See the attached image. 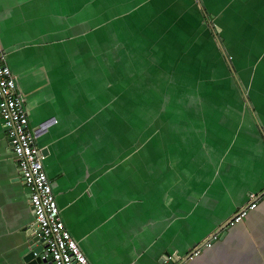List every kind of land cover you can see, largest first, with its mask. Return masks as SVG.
<instances>
[{
    "label": "crops",
    "instance_id": "0c3cea01",
    "mask_svg": "<svg viewBox=\"0 0 264 264\" xmlns=\"http://www.w3.org/2000/svg\"><path fill=\"white\" fill-rule=\"evenodd\" d=\"M74 1L0 0V42L88 259L162 264L169 252L181 264L211 239L182 264H264V0ZM103 28L133 53L111 42L86 65L79 39ZM237 85L232 103L224 92ZM20 175L0 115V264L29 251Z\"/></svg>",
    "mask_w": 264,
    "mask_h": 264
},
{
    "label": "built area",
    "instance_id": "2783aa9c",
    "mask_svg": "<svg viewBox=\"0 0 264 264\" xmlns=\"http://www.w3.org/2000/svg\"><path fill=\"white\" fill-rule=\"evenodd\" d=\"M0 115L10 146L16 156L20 177L30 191V204L35 216L34 228L43 245L40 264H93L71 231L66 226L53 186L45 167V154L37 144L35 129L31 126L24 105L23 93L17 85L4 48L0 42ZM258 206V197L253 195L228 220L226 225L235 226ZM214 235L212 238H216ZM211 239L196 247L186 259H193L203 246H210ZM35 255H39L35 252ZM177 254L164 255L162 264H174Z\"/></svg>",
    "mask_w": 264,
    "mask_h": 264
},
{
    "label": "rangeland",
    "instance_id": "374dc122",
    "mask_svg": "<svg viewBox=\"0 0 264 264\" xmlns=\"http://www.w3.org/2000/svg\"><path fill=\"white\" fill-rule=\"evenodd\" d=\"M104 31H105V28H103L101 30V32L99 31L98 34L93 33V34H91L89 36L84 35V39L83 38H80L79 39V42L81 44H83L84 47L86 45V44H84L85 41H88V43H89L88 44V49H86V52H83V54H85V55L82 58V59H85V64L86 65H89V63L87 62V59H88L89 56L92 55V53H95L97 55L98 54H100V55L103 54L105 51L108 50L109 45H110L111 42L114 43L115 48H114L113 51H115L117 53V55H122L124 53V51H126L127 53H133V51H131L128 47L125 46L126 45L125 44L126 42L129 43V44L131 43L130 40L126 39L125 42H122V44H120V42L118 43L117 40L116 41L112 40V36L106 34V32H104ZM105 36H108V39H104ZM124 46H125L126 49L124 48ZM145 46H147V43L145 44ZM136 48L138 49L139 52H141L146 47H136ZM141 60L142 59L139 58V61H141ZM218 70H219V72L220 71L222 72L223 68L218 67ZM221 74H220V76H221ZM153 76L154 75H151L149 78H147V80L149 81ZM156 76L158 77L159 75H156ZM140 80H143V79H140ZM133 83L135 84L136 81L133 80Z\"/></svg>",
    "mask_w": 264,
    "mask_h": 264
},
{
    "label": "water",
    "instance_id": "95a60500",
    "mask_svg": "<svg viewBox=\"0 0 264 264\" xmlns=\"http://www.w3.org/2000/svg\"><path fill=\"white\" fill-rule=\"evenodd\" d=\"M42 153H46L45 149H42ZM28 227H25L24 229L26 230ZM31 228V227H29ZM228 229V225H224L221 227V229L218 230L217 234H220L219 236L222 238L226 235ZM30 239H29V251L24 253L22 255V260L24 261L25 264H40L44 260L42 259V249L43 245L40 244V235L37 234L35 228H31L30 232ZM216 235V234H215ZM35 252H37L39 255H35ZM165 255H170L169 252L165 253ZM163 260V258H162ZM162 260L160 262H162ZM189 259L184 260L182 263H185ZM181 263V264H182Z\"/></svg>",
    "mask_w": 264,
    "mask_h": 264
},
{
    "label": "trees",
    "instance_id": "16d2710c",
    "mask_svg": "<svg viewBox=\"0 0 264 264\" xmlns=\"http://www.w3.org/2000/svg\"><path fill=\"white\" fill-rule=\"evenodd\" d=\"M80 1V0H79ZM93 0H84V3H85V6H84V9L86 8V9H88L89 7H92V6H94V2L92 3V6H91V4H89V3H91ZM69 7H71V6H74V5H76V2L74 1V0H69ZM79 3V2H78ZM103 15H105V16H107L108 15V10H101V15H100V17L101 18H104L103 17ZM141 35L142 34H138V35H136V36H139V37H141ZM144 36H146L148 39H149V33H144ZM139 39H141V38H139ZM143 39H145L146 40V38L144 37ZM226 71H224V73H225ZM229 75H228V73L226 72V77H225V79L227 80V82H229V83H232L233 84V82L235 83V84H237V81H235L232 77H228ZM224 79V78H223ZM226 80L225 81H223V82H226ZM141 81V80H140ZM239 87H240V84H239ZM238 87V85L237 86H234V87H232V88H229V89H226L225 90V97H227V98H229L230 99V101L232 102V103H235L238 99H242L243 98V95H242V90H241V88H239ZM216 92H218L217 90H216ZM203 93H204V91H203ZM219 93V92H218ZM205 94V93H204Z\"/></svg>",
    "mask_w": 264,
    "mask_h": 264
}]
</instances>
